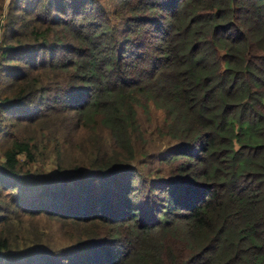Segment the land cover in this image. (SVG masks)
<instances>
[{"label":"trees","instance_id":"obj_1","mask_svg":"<svg viewBox=\"0 0 264 264\" xmlns=\"http://www.w3.org/2000/svg\"><path fill=\"white\" fill-rule=\"evenodd\" d=\"M6 122L0 264H264V0H0Z\"/></svg>","mask_w":264,"mask_h":264},{"label":"rangeland","instance_id":"obj_2","mask_svg":"<svg viewBox=\"0 0 264 264\" xmlns=\"http://www.w3.org/2000/svg\"><path fill=\"white\" fill-rule=\"evenodd\" d=\"M10 0H6V4ZM2 72L1 74H3ZM149 113L146 114L144 110L136 105L137 118L141 127L138 140L135 142V147L137 150V169L141 170L143 177L153 176V171H159L162 168H166V165L163 166L159 158L166 155L170 150L174 149V144L171 139L167 136L161 134L164 132L163 128L160 132H157L161 127V123L164 119V114L161 109L156 108L152 103L148 104ZM1 124L0 129L5 128L8 123ZM156 130V131H154ZM151 157V158H150ZM150 158V159H149ZM25 157H21L23 163ZM26 162V161H25ZM23 170H30L34 173H42L44 176L56 177V160L55 156L41 150L37 155V161L27 162L23 164ZM40 181H47L45 179H40Z\"/></svg>","mask_w":264,"mask_h":264}]
</instances>
